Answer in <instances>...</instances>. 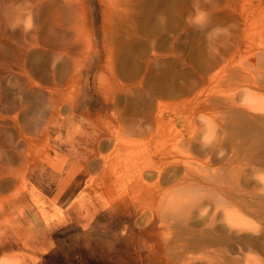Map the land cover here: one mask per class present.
Instances as JSON below:
<instances>
[{"label": "rangeland", "instance_id": "1", "mask_svg": "<svg viewBox=\"0 0 264 264\" xmlns=\"http://www.w3.org/2000/svg\"><path fill=\"white\" fill-rule=\"evenodd\" d=\"M263 121L264 0H0V262L264 263Z\"/></svg>", "mask_w": 264, "mask_h": 264}, {"label": "bare ground", "instance_id": "2", "mask_svg": "<svg viewBox=\"0 0 264 264\" xmlns=\"http://www.w3.org/2000/svg\"><path fill=\"white\" fill-rule=\"evenodd\" d=\"M250 109V108H249ZM263 110V109H262ZM261 110V111H262ZM244 112V111H243ZM240 113H242V112H240ZM246 117H248L247 115H245ZM240 117V116H239ZM248 118H250V117H248ZM251 118H253V117H251ZM250 118V119H251ZM241 119V118H240ZM248 119H246V121H247ZM256 120V119H255ZM245 121V120H244ZM240 122V120H238V121H235L234 123H233V121H232V123L235 125L236 123H239ZM249 122H252L251 120L249 121ZM264 122V121H263ZM246 124V123H245ZM241 125V124H240ZM240 125L239 124H236L234 127H239V128H235V130L237 131V130H240ZM248 125V124H247ZM258 125V124H257ZM256 125V126H257ZM262 125V124H261ZM261 125H258L259 127L261 126ZM214 126V125H213ZM242 126V125H241ZM211 127H212V125H211ZM210 127V128H211ZM228 127H230V126H228ZM227 127V128H228ZM233 126H231V128H232ZM254 127H255V124H254ZM256 128V127H255ZM254 128V129H255ZM245 129V130H244ZM243 130H244V133L245 134H247V135H249V134H251V135H255L256 133H258V135H259V139H257V143L255 142V145L253 144V149H255V147H256V144H260L259 142L260 141H262V139H264V126H262L261 127V129L260 130H252V133H251V131H250V127H247V128H244ZM207 130V129H206ZM213 130H214V128H213ZM236 131H235V133H236ZM210 132V131H209ZM241 132V131H240ZM207 133V132H206ZM234 133V134H235ZM242 133V132H241ZM205 134V133H204ZM233 134V133H232ZM214 135H216V131H215V134ZM212 136V135H211ZM257 138H258V136H257ZM206 139V138H205ZM222 139V138H221ZM253 141V140H252ZM206 143V142H205ZM262 144V143H261ZM174 149H175V147H173ZM194 148H196V147H194ZM203 149V148H202ZM250 149H252V148H250ZM197 150V149H196ZM167 152H170V150L168 151V149L166 150ZM202 151V150H201ZM201 151H199V152H201ZM204 151V150H203ZM255 152V151H254ZM165 153V152H164ZM198 153V152H197ZM170 154V153H169ZM197 157V156H196ZM215 158H217L216 156H215ZM219 158H220V155H219ZM218 158V159H219ZM222 158V157H221ZM196 159V158H195ZM215 161H217V160H215ZM188 163V162H187ZM193 163V162H192ZM184 164H186V162L184 161ZM261 164V163H260ZM262 167H264V163L262 164ZM262 169V168H261ZM186 170V169H185ZM190 171V170H189ZM192 172H194V171H192ZM194 174H195V176L197 175L195 172H194ZM200 175V174H199ZM192 176H193V173H192ZM191 176V177H192ZM198 176V175H197ZM203 178V177H202ZM237 185V184H236ZM174 200V199H173ZM174 202V201H173ZM178 202H179V200H178ZM172 203V202H171ZM175 205V204H174ZM177 205V204H176ZM220 230V229H219ZM223 232V231H222ZM220 234H221V232H220ZM219 234V235H220ZM224 234V233H223ZM223 234H221L220 236L218 235V241L220 242V246L222 245V242H225L226 240H227V238L223 235ZM245 235V234H244ZM243 236V235H242ZM241 236V237H242ZM249 236V235H248ZM246 237V236H245ZM244 238V237H243ZM247 238V237H246ZM240 239H242V238H238V237H234V236H231V243L232 242H234V241H239ZM256 239V238H255ZM258 239H259V237H258ZM245 240V239H244ZM226 243V242H225ZM248 244V243H247ZM228 245V244H227ZM243 245V244H242ZM230 246V245H229ZM228 246V247H229ZM253 246V245H252ZM231 247V246H230ZM245 247V246H244ZM248 248V247H247ZM251 248V247H250ZM227 250V249H226ZM250 250V249H249ZM218 251V250H217ZM228 252V251H227ZM223 249H220V251H219V254H218V262H217V264H224V262L225 261H223V257L225 256V255H223ZM244 253H246V252H244ZM241 255V254H240ZM251 255H244L243 256V259H233V260H228L227 262H228V264H264L262 261H260L258 258H255L254 256L252 257H250ZM231 257V256H230ZM9 259H6L4 262H0V264H15V262L13 261V259L14 258H10V257H8ZM18 258H20V257H18ZM17 258V259H18ZM21 259V258H20ZM217 259V258H216ZM226 259V258H225ZM14 260H16V258L14 259ZM24 262V261H23Z\"/></svg>", "mask_w": 264, "mask_h": 264}]
</instances>
